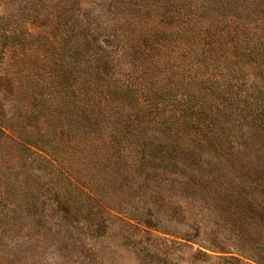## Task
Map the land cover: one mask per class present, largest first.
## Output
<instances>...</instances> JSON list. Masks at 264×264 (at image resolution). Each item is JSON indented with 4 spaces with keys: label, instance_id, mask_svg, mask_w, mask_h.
Returning <instances> with one entry per match:
<instances>
[{
    "label": "rangeland",
    "instance_id": "374dc122",
    "mask_svg": "<svg viewBox=\"0 0 264 264\" xmlns=\"http://www.w3.org/2000/svg\"><path fill=\"white\" fill-rule=\"evenodd\" d=\"M247 21L264 27V0H0V107L32 125L20 145L0 131V182L18 203L0 197L11 214L0 221V264H264L256 107L222 106L207 90L193 94L214 109L203 126L175 118L180 94L203 85L198 61L234 53L229 43ZM52 23L61 42L52 84L71 92L77 82L78 93L57 106L16 72L40 68L37 51L6 59L38 43L29 29ZM233 26L239 32L226 35ZM163 42L181 63L166 73L154 62ZM126 74L131 93H101ZM126 129L131 138L119 142Z\"/></svg>",
    "mask_w": 264,
    "mask_h": 264
},
{
    "label": "trees",
    "instance_id": "16d2710c",
    "mask_svg": "<svg viewBox=\"0 0 264 264\" xmlns=\"http://www.w3.org/2000/svg\"><path fill=\"white\" fill-rule=\"evenodd\" d=\"M191 20L192 17L191 15H189L188 19L184 22L189 29L191 25ZM53 25H54L53 23L50 25L47 24L38 25V27H36L34 31L32 29H29L27 35L32 37L37 36L38 43L29 47L28 51L26 52H20V51L14 52L9 50L12 56L9 55L7 51L6 59H9V57L11 59H15V57L17 59L29 58V54L30 55L34 54V52L37 51V54L40 57H42L39 61L40 68L38 67L24 68L23 70H16V72L18 73L19 71H24L23 76L28 81H32L33 87L36 86L37 88L43 90L41 95L43 96L44 100L48 102L50 101L51 105L53 104L54 106L55 105L57 106L58 101H56V99L58 97L60 102H62V99H65L64 103L69 104L72 100L77 101L76 99H78V97H76V95L78 93L76 92L77 82L73 83V85L71 86L72 88L71 92L66 91L67 86L61 87L52 84L55 73L53 71V67L50 66V64L54 62V54H56L55 48L60 47V43H61L58 40L59 35L54 32L55 26L54 29L50 27ZM238 30H239V26L235 28L233 26L231 30H229L226 33V35L230 33H231L230 35H235L236 32H239ZM241 30H242V34L240 35V37H237L239 38V40L238 39L237 41L231 40L229 43V46L233 47L235 49V52L232 54H230V52L229 54L224 53L226 57L225 60L219 58L221 56L218 55V52L217 53L208 52L209 61L212 62L209 63L210 65L205 64L202 61H198L200 72L199 70L195 72L193 74V78L197 77L198 80L201 83H203V85L199 87L194 85L192 82L193 91L191 90V93L180 92L181 93L180 97H182L181 98L182 104L179 108L180 110L178 112L175 111V118L178 121L185 120L186 122L188 120H192V121L198 120L199 122L196 123H200V126H203L202 118H204V116H210V114H213L214 109L212 108L211 111H207L208 103L204 102L201 99H197L195 101L193 97L194 95L207 90L215 91L216 92L215 94L218 96V98L219 96L222 97V99L219 98L222 106H226L227 103H229V105L234 106L232 102H235L237 104L242 102L243 103L249 102V105H253L256 107V115L258 119L264 121V27H261L258 24H253L247 21L242 25L240 31ZM187 32L188 30L185 29L184 26H182L179 32L177 33L179 34L180 37L183 38L184 36L188 37V35L186 34ZM7 34H17V28H12L10 32L7 31ZM162 46L165 48L166 51H163V55L161 54V52H159L157 54V59L154 62L155 65H157V67L161 71H163V73H166L167 71L170 70L171 63H175L174 67L180 66L181 63L176 62L173 56L168 54L169 53L168 50L174 52V48L171 44L163 42ZM40 51H43L44 55H42V53H39ZM48 55H50L49 62H47V60L44 58L45 56ZM53 64L56 65V62H54ZM196 69L199 68L195 65V70ZM10 72L11 71H9V73ZM105 72L109 74L110 72H112V68L111 70L109 71L106 70ZM223 72H225V76L222 78ZM134 85L135 83L132 80V76L130 74H126L114 82L111 81L109 84H106L105 86L103 85L104 86L103 88L107 87V89L101 90V93L105 94L109 99H112L113 95L117 94V92L119 91L122 93L124 91L131 93V91H133ZM52 86H54L55 91L51 89ZM139 87L141 91L140 94L142 95V97H145L143 96V94H145V91L147 90V86L143 85L141 82L139 83ZM143 87L146 90H144ZM196 87L198 88L196 91H194ZM163 90L165 89H162V94L164 95L165 91ZM53 93L54 96H52ZM82 94L83 97L84 96L89 97L91 93L89 91H84L82 92ZM83 97L81 99H84ZM191 98H193V100ZM144 101L146 100L144 99ZM147 104L150 107L149 110H152L151 104L149 102H147ZM162 104L163 102H161L160 104H156L158 109ZM24 112L26 113L27 110H25ZM25 118H26L25 114L22 117H16L12 113L9 116L7 115L6 111H4L2 107H0V131L7 136L8 134H6V130H10L16 133L17 137L20 140L17 141L15 138L13 139L15 143L20 145L21 144L20 141L22 140L24 141L23 135L30 134V129L32 126L30 123L28 124V122L25 121ZM202 128L203 127H200V130H202ZM204 132H206L207 134L206 133L204 135L202 134V138L203 136L212 135V133L208 129H206ZM128 135L131 138L132 135L129 129H126V132L122 133V135H120V137L117 140L119 142L125 141V139H128ZM5 187H6L5 183L3 185L0 182V193H1L0 197L3 198V200L7 201L5 202V205L8 206H12L15 204L17 205L18 203L15 202L13 203L14 200L8 198L9 193L7 192ZM86 189L87 188H85V190ZM88 195L90 201L95 199V196L93 194H88ZM10 217L11 214L9 211L6 210L3 211V209L0 210V221L1 220L3 221Z\"/></svg>",
    "mask_w": 264,
    "mask_h": 264
}]
</instances>
